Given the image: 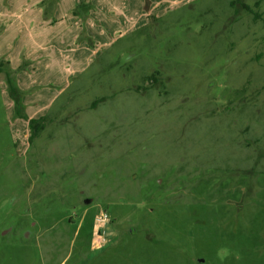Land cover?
Returning <instances> with one entry per match:
<instances>
[{
	"label": "rangeland",
	"instance_id": "rangeland-1",
	"mask_svg": "<svg viewBox=\"0 0 264 264\" xmlns=\"http://www.w3.org/2000/svg\"><path fill=\"white\" fill-rule=\"evenodd\" d=\"M263 19L0 0V264H264Z\"/></svg>",
	"mask_w": 264,
	"mask_h": 264
},
{
	"label": "trees",
	"instance_id": "trees-1",
	"mask_svg": "<svg viewBox=\"0 0 264 264\" xmlns=\"http://www.w3.org/2000/svg\"><path fill=\"white\" fill-rule=\"evenodd\" d=\"M233 4H235V2H233ZM245 9L248 11L253 12L248 6H245ZM256 19H260V15L259 14H254ZM264 21V19H263ZM12 75H8V83L11 84L9 86L10 90H11V95H14L15 97V103H16V114L18 116H20L23 119H26L28 122V126L30 128L31 131V135H30V140H33L34 138H36L39 133H41L45 127H46V118L45 117H40V118H27L26 115L21 113L20 109H23L24 106L21 102H19V100H21V96L23 95V92L17 88L16 84H15V78L14 77H10ZM10 82H14L13 84Z\"/></svg>",
	"mask_w": 264,
	"mask_h": 264
},
{
	"label": "built area",
	"instance_id": "built-area-1",
	"mask_svg": "<svg viewBox=\"0 0 264 264\" xmlns=\"http://www.w3.org/2000/svg\"><path fill=\"white\" fill-rule=\"evenodd\" d=\"M98 219V222L101 224H105L108 221V217L106 214H103L102 216H100ZM107 231L105 229H103L102 231L98 232L99 238L105 242V238H106V233Z\"/></svg>",
	"mask_w": 264,
	"mask_h": 264
},
{
	"label": "crops",
	"instance_id": "crops-1",
	"mask_svg": "<svg viewBox=\"0 0 264 264\" xmlns=\"http://www.w3.org/2000/svg\"><path fill=\"white\" fill-rule=\"evenodd\" d=\"M87 3H89V2H87ZM95 4H96V6L97 7H99V5L95 2ZM91 5V4H90ZM92 6V5H91ZM93 7V6H92ZM94 8V7H93ZM89 16V18H88V20L90 21H92V17H91V15H88ZM94 27H97L98 29H99V26L97 25V24H95V25H93L92 26V28H94ZM18 82H21L22 80L19 78L18 80H17ZM31 118H34V117H31Z\"/></svg>",
	"mask_w": 264,
	"mask_h": 264
},
{
	"label": "flooded vegetation",
	"instance_id": "flooded-vegetation-1",
	"mask_svg": "<svg viewBox=\"0 0 264 264\" xmlns=\"http://www.w3.org/2000/svg\"><path fill=\"white\" fill-rule=\"evenodd\" d=\"M25 136V135H24ZM25 138H26V136H25ZM27 139V138H26ZM28 141V140H27Z\"/></svg>",
	"mask_w": 264,
	"mask_h": 264
}]
</instances>
